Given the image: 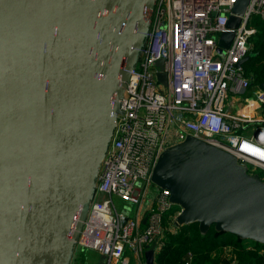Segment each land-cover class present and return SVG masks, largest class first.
<instances>
[{"label": "water", "instance_id": "water-1", "mask_svg": "<svg viewBox=\"0 0 264 264\" xmlns=\"http://www.w3.org/2000/svg\"><path fill=\"white\" fill-rule=\"evenodd\" d=\"M156 1L0 0V264H70ZM250 1L237 0L220 54ZM151 179L180 205L176 225L264 244V179L232 153L186 134Z\"/></svg>", "mask_w": 264, "mask_h": 264}, {"label": "built area", "instance_id": "built-area-1", "mask_svg": "<svg viewBox=\"0 0 264 264\" xmlns=\"http://www.w3.org/2000/svg\"><path fill=\"white\" fill-rule=\"evenodd\" d=\"M236 2L156 1L75 250H97L107 264H148L145 253L153 249L156 260L181 207L174 209L170 190L155 185L152 172L161 152L186 134L232 153L264 179V89L245 97L243 111L235 112L231 97L250 85L240 61L258 31L253 19H264V0L250 1L231 45L220 54L218 41L229 30Z\"/></svg>", "mask_w": 264, "mask_h": 264}, {"label": "trees", "instance_id": "trees-1", "mask_svg": "<svg viewBox=\"0 0 264 264\" xmlns=\"http://www.w3.org/2000/svg\"><path fill=\"white\" fill-rule=\"evenodd\" d=\"M253 25L258 31L250 36L252 49L244 61V74L250 81L249 86L256 89L264 81V19L256 18ZM259 174L263 176V172ZM87 258V249L77 248L70 264H87ZM187 261L190 264H264V244L218 231L214 225L205 233L198 222L175 225L165 233L155 264H186Z\"/></svg>", "mask_w": 264, "mask_h": 264}, {"label": "crops", "instance_id": "crops-1", "mask_svg": "<svg viewBox=\"0 0 264 264\" xmlns=\"http://www.w3.org/2000/svg\"><path fill=\"white\" fill-rule=\"evenodd\" d=\"M256 18H260V17H255L254 19H253V21L254 20H256ZM262 19V18H261ZM253 21H252V23H253ZM260 87V86H259ZM258 87V88H259ZM258 88H256V89H258ZM256 89H252L250 86L247 88V89H245V90H242V89H240V90H237L236 92H234V93H231V97H232V99H233V102H234V105H233V108H234V110H235V112L236 111H243V108L245 109L247 106H246V99H245V97L247 96V95H249V94H252V93H254L255 91H256ZM253 113H255L257 110H256V108L255 109H252L251 110Z\"/></svg>", "mask_w": 264, "mask_h": 264}, {"label": "rangeland", "instance_id": "rangeland-1", "mask_svg": "<svg viewBox=\"0 0 264 264\" xmlns=\"http://www.w3.org/2000/svg\"><path fill=\"white\" fill-rule=\"evenodd\" d=\"M174 209L176 210L179 209V205L178 204L174 205ZM246 240L250 241V239H246ZM87 256H88L87 264H107V258L101 253L95 251L94 249L87 248Z\"/></svg>", "mask_w": 264, "mask_h": 264}]
</instances>
